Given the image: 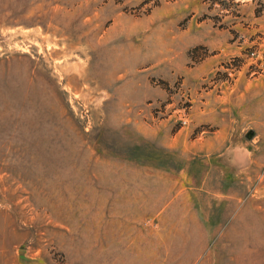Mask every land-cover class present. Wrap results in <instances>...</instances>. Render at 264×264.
<instances>
[{
    "label": "rangeland",
    "instance_id": "rangeland-1",
    "mask_svg": "<svg viewBox=\"0 0 264 264\" xmlns=\"http://www.w3.org/2000/svg\"><path fill=\"white\" fill-rule=\"evenodd\" d=\"M0 264H264V0H0Z\"/></svg>",
    "mask_w": 264,
    "mask_h": 264
}]
</instances>
